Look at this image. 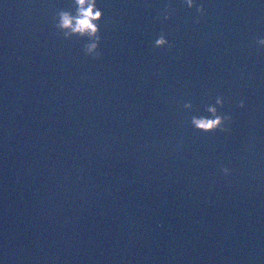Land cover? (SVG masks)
Returning <instances> with one entry per match:
<instances>
[{
  "label": "water",
  "instance_id": "95a60500",
  "mask_svg": "<svg viewBox=\"0 0 264 264\" xmlns=\"http://www.w3.org/2000/svg\"><path fill=\"white\" fill-rule=\"evenodd\" d=\"M96 3L0 0V264H264V0Z\"/></svg>",
  "mask_w": 264,
  "mask_h": 264
},
{
  "label": "clouds",
  "instance_id": "9594fccd",
  "mask_svg": "<svg viewBox=\"0 0 264 264\" xmlns=\"http://www.w3.org/2000/svg\"><path fill=\"white\" fill-rule=\"evenodd\" d=\"M188 7L196 6L198 13L203 16L205 14L203 4L195 5V0H186ZM75 13L71 10H59L57 13L58 20L55 27L59 32L63 33L64 38L68 39L72 36L87 37L88 43L84 46V51L88 55H93L99 58L101 53L98 51L99 43L101 41L99 21L102 19L103 13L97 7L96 0H74ZM165 20L171 18V11H164L162 13ZM156 47H163L171 43L168 41L164 34H161L155 40ZM258 43L264 46V37L259 38ZM224 104V98L217 96L214 105L206 106V112L210 115H193L191 117L192 126L199 131L215 132L217 129L220 131H228L226 122H230L232 117L230 114H220L217 105L221 107ZM239 106H244V101L239 102ZM185 108H191V103L188 102L184 105ZM223 172L229 173V169L224 167Z\"/></svg>",
  "mask_w": 264,
  "mask_h": 264
}]
</instances>
